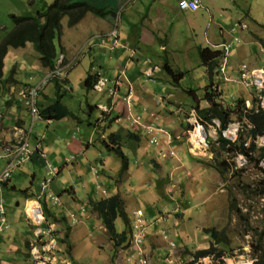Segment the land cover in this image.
<instances>
[{
    "label": "crops",
    "instance_id": "0c3cea01",
    "mask_svg": "<svg viewBox=\"0 0 264 264\" xmlns=\"http://www.w3.org/2000/svg\"><path fill=\"white\" fill-rule=\"evenodd\" d=\"M73 1L87 3L92 8L103 11H80L79 6L61 17L55 44L58 57L64 55L63 77L44 86L38 105H49L56 97L57 84L61 83L62 97L64 94L73 96L75 89L82 92L79 111L69 107L76 117L66 116L58 120L42 117L32 125L28 109L18 98V91L25 85L37 83L47 67L43 65L32 42H26L20 47H10L2 57L0 151L13 142L16 126L25 129L32 126V159L14 168L9 180L2 186L4 200L5 192L14 198L18 196L20 200L16 204L6 200L4 202L6 223L4 230L0 231V264H31L28 260V242L33 229L26 218L25 204L27 199L38 192L44 175V159L36 149L38 143H41L47 158L59 168L51 187L59 196L60 203L48 201L44 204L47 223L55 225L58 240L77 264L81 263L74 257L71 240L78 238L83 232H92V224L95 222H99L98 227L105 236V227L93 208V201L110 194H118L122 199L123 209L130 219L129 231L132 211H143L149 224L145 246L156 264L162 262L167 249L162 236L163 227L172 230L173 238L179 245L186 247L188 253L197 250L199 241L208 245L211 237L207 228H217L213 225L216 221H221L215 208H209V211L205 209L207 203L210 205V181L214 177L213 183H219L222 178L218 169L207 162L210 159L196 157L189 152L184 138L188 122L178 109L184 106L194 107L198 99H201L202 89L210 82L208 70L202 65L197 53L199 46L232 42L227 66L230 75H234L242 62L251 66L263 64L264 20L258 21L251 17L249 24L238 20L234 24L246 22L248 28L232 33L231 29L227 30L225 24L218 20L221 15L218 14L216 5L218 0H202L204 7L197 11L181 9L179 0ZM52 2L53 0H0V11L4 9V18L12 13H16L13 16L28 13L26 17H33L38 11H46ZM212 6L217 8L214 12L211 10ZM71 17L74 18L72 24L69 22ZM116 19H119L118 38L125 47L120 46L110 34ZM4 23L0 19V32L7 29ZM203 28L201 40L199 33ZM234 34L241 39L234 41ZM180 40H185L184 50L179 48ZM215 50L220 51V48ZM191 52L196 54L195 63L190 57ZM164 59L174 68L186 72L179 83L172 82L167 75L163 68ZM219 61L227 62L223 60L222 54ZM92 66L110 79L118 76L123 78L124 82L117 87L116 95L111 101L95 88V84L94 89L87 91L85 79ZM148 70L152 72L153 79L147 77ZM214 83L223 93L227 92L223 95L224 99H238L240 95H234L236 91L243 94L242 98L246 100L251 94L247 88H239L237 83L223 81L219 71ZM191 89L198 90L195 93L197 99L187 92ZM129 91L132 105L125 101ZM92 94L96 95L94 99ZM188 95L192 100L188 99ZM62 100L65 102V97ZM217 101L221 103L218 99ZM233 103L230 101L227 106L221 104L234 109ZM101 104H110V113H102L99 109ZM89 105H96L97 110H90L86 114ZM208 105L206 101L203 108ZM124 110L140 113L147 121L149 113L154 112L158 117L157 122L173 135L176 156L159 157L157 149L149 144L147 136L142 135L145 132L141 127L130 129L126 122L114 120ZM202 117L207 119L203 115ZM82 119L85 121L84 128L79 123ZM218 120L222 122L219 118ZM233 120L234 118L229 122ZM112 131L121 135L122 140H125L124 145L132 152L134 164L128 163L126 170L121 169V159L112 152H106L102 144ZM129 132H134L135 136H130ZM132 141L135 142V147ZM124 152L128 156L125 150ZM186 155L190 158L186 159ZM5 166L6 158L0 159V172ZM93 166L99 171L97 175L92 171ZM193 168L200 170L196 175L198 179L189 180V187L182 190L186 186L183 181L191 175ZM215 172L219 180L214 176ZM97 181L108 190L106 195L96 192ZM24 189H27V194H23ZM203 189L204 193L199 194ZM177 206L179 211H176ZM72 213L76 216V222H73ZM160 216L165 218L164 221L159 220ZM123 226L125 228V224ZM218 227H224L223 223ZM103 235L97 240L98 243L105 242ZM110 246L112 247L111 242Z\"/></svg>",
    "mask_w": 264,
    "mask_h": 264
},
{
    "label": "built area",
    "instance_id": "2783aa9c",
    "mask_svg": "<svg viewBox=\"0 0 264 264\" xmlns=\"http://www.w3.org/2000/svg\"><path fill=\"white\" fill-rule=\"evenodd\" d=\"M178 5L181 9L188 11H197L204 7L202 0H179ZM118 23L119 19H116V23L110 34L116 39L120 46L125 47V44L118 38ZM247 28L248 24L246 22L236 23L232 26L231 32L234 33L239 29ZM240 39L239 35L234 34V41H239ZM213 47L217 49L220 48L223 53L222 55H225L227 59L226 63L220 61L218 65L219 74L225 82H234L248 89H250L251 85H255V88H264V62L262 65L256 66L257 68H252L253 66L248 65L239 70L240 66H238L234 75H229L227 72L228 53L232 49V42H224L220 45H213ZM63 58V54L59 55L56 59V65L53 68H47L37 83L25 85L18 91V98L28 109L32 125L35 121L42 118L38 105L42 89L48 83L63 77ZM90 72L98 77L95 83L96 89L102 93H106L112 100L116 95L117 87L124 82L123 78L121 76L112 79L105 77L99 70L95 69V66L91 67ZM147 77L153 79L150 70L147 71ZM97 83H100V85H96ZM214 89L220 91L218 86H215ZM260 93L262 97L257 99L259 102L264 101V91ZM125 101L128 105H132L131 91L126 95ZM247 106H249V104H247ZM99 109L102 113H110L111 106L110 104H101L99 105ZM178 112L185 116L186 122H188L184 138L189 152L193 156L207 157L211 160L213 157V152L210 150L211 146L219 145L218 129L220 123L217 120H212V122H210L204 119L195 107L188 110L179 108ZM114 119L118 122L127 120L131 128L141 127L147 135L149 144L157 149L159 157L168 158L176 156L177 151L173 146V135L157 122L158 117L154 112L151 111L149 113L148 121L142 114L132 113L131 110H128L126 116L117 115ZM236 124L237 123H233L228 129L222 132L223 136L228 138L231 142L236 141L239 135ZM31 131L32 126L29 129L16 126L14 128L15 138L13 142L4 146L0 151V159L6 158V166L0 172V231L4 230V225L6 223L5 200L2 193V186L9 180L14 168L32 159V149L30 148ZM250 143L251 141L248 139L244 142V146L248 148L250 147ZM261 143L264 144V135L261 136ZM36 149L40 151V156L44 159V175L41 179L38 193L27 199L25 204L26 218L33 229V235L28 242V260L31 264H77L68 255L63 244L58 240L57 228L55 225L47 223L44 204L48 201L53 204L60 203L59 196L51 187L53 179L57 176L58 169L47 158L41 143L36 145ZM234 156L233 167L235 169L251 170L249 155L243 152H237ZM262 166H264V164H262ZM92 171L96 175L99 172L96 166L92 167ZM255 174L257 177L261 175L257 172H255ZM96 192L106 195L108 190L100 181H97ZM179 210L180 208L177 206L176 211ZM71 216L73 222H76L75 214L72 213ZM164 219L163 216L159 217V220L164 221ZM148 225L143 211L141 209H134L131 213L130 243L127 244L126 248L119 249V252L125 251L133 259L135 264H155L145 246ZM162 236L167 243L166 252L162 257V264H185L181 258V252L186 251V247L176 242L173 238L172 230L168 227L162 228ZM214 245L217 246L216 244ZM248 254L247 256H241L236 263H234L233 258L228 257L225 252L220 256L215 253H209L205 257H198L195 264H253L255 258L250 253ZM193 259L194 258L191 256L190 260Z\"/></svg>",
    "mask_w": 264,
    "mask_h": 264
},
{
    "label": "trees",
    "instance_id": "16d2710c",
    "mask_svg": "<svg viewBox=\"0 0 264 264\" xmlns=\"http://www.w3.org/2000/svg\"><path fill=\"white\" fill-rule=\"evenodd\" d=\"M74 7H79L80 11L90 10L95 13L103 11L101 9L92 8L87 3H74L73 0H54L48 5L46 11H38L33 17L15 16L16 22L18 23L15 30L0 43V65L3 64L2 57L6 54L10 47H20L26 42H32L40 54V59L43 65L47 68H53L56 65L57 59L55 38L57 28L60 25V19L63 15L68 14L71 10H73ZM42 18H44V20H42ZM73 19L74 18L71 17V24L74 22ZM215 49H212L210 45L198 47V56L202 65L208 70V75L210 77L209 84L202 89L201 99L206 100L209 105L205 108H200L199 104L196 103L194 107L197 108L198 111L207 119L210 117L219 118L222 121L223 126H225L232 119L234 111L236 113L240 112L239 117L241 119L245 118L248 123L250 122L253 125V127L249 129L250 127H248L246 123L244 128L249 129L248 135H252L253 137H256L257 135L262 136V134H264L263 111L255 112L252 108L246 109L244 98H238L235 100L236 107L234 109L225 107L217 101L218 94L214 89V78L217 75V67L220 63L219 58L222 51ZM163 68L167 75L171 78V81L176 84L179 83L186 74L185 71L174 68L167 59H164ZM96 80L97 75L90 72L85 79L87 91L94 89ZM61 87V83H58L56 97L49 105L46 107L39 106L40 114L43 118L58 120L66 116L76 117L73 111L62 102ZM196 91L198 90L191 89L187 92L192 98L197 99V95L195 94ZM89 107V112L90 110H97L96 105H89ZM129 135L132 137L135 136L134 132H129ZM244 135L245 134H241L236 142H231L229 139L221 135L219 137V145L211 146L210 150L213 152V157L207 162L218 169L222 179L226 182L228 190L231 191L236 187L243 190L247 189V191H251L253 194L258 195L259 199L264 196V166L260 165L261 161H264V147H259L253 141L250 144V147L246 148L244 146V141L247 138ZM121 142V135L112 131L107 134L106 138L102 141V144L109 152L115 153L118 157H120L122 161L121 169L126 170L129 162ZM237 152H243L249 155L250 167L252 169L256 168L255 172L261 174L256 180H249V182L240 180L241 177H244L243 174L246 170L235 169L232 166V161H230V158L236 155ZM57 169L59 173V168L57 167ZM230 171H233L234 175H230ZM235 173L241 175L240 177L237 176L239 179H237ZM259 189H261V191H259ZM22 192L23 194H27V189L22 190ZM231 206L236 208L234 200L231 202ZM93 208L102 219L105 227V234L111 241L113 249L117 251V249L121 246H127L128 236L131 231V229L129 231L128 227L130 219L128 214L123 209V201L120 196L118 194H110L107 197L97 199L93 201ZM118 218H121L125 224V228L121 231L117 229L116 221ZM244 219H246L245 216ZM258 222L259 225H261V230L256 233V243L250 254L255 258L253 264H264V218L258 220ZM247 230H254V228L249 225ZM207 232L211 237L208 247L190 252L189 256L192 255L194 259L186 262L185 264H195L198 257L205 256L209 253H215L220 256L225 252L229 244L226 231L224 229L219 230L217 228H209L207 229ZM214 243H217V246H215Z\"/></svg>",
    "mask_w": 264,
    "mask_h": 264
},
{
    "label": "rangeland",
    "instance_id": "374dc122",
    "mask_svg": "<svg viewBox=\"0 0 264 264\" xmlns=\"http://www.w3.org/2000/svg\"><path fill=\"white\" fill-rule=\"evenodd\" d=\"M216 5H217L218 9L215 6H212L211 10L214 12V10L217 9L218 14L221 13V15H219V17H218V20L223 22V24H225V28H228L227 30H230L235 22L247 21L249 24L251 17L254 19H257L258 21L264 20V12L262 11V9H264V0H218ZM13 14H16V13H12L11 15H8L7 18H4L6 16L4 9H2V11H0V19L4 20V22H5L4 24H5V26H7V29L5 31L0 32V38H2L0 40V43L4 39H6L11 32H13L15 30V27L18 24L16 22L15 16H13ZM27 15H28V13H23L20 16L24 17ZM241 19H244V20H241ZM203 30H204V28L199 33V38L201 40L203 39ZM56 42H57V38H56ZM179 43L181 44L179 46V48L181 50H184L185 49V45H184L185 40H180ZM55 46L57 48L56 44H55ZM229 53H228V56H229ZM57 57H58V55H57ZM190 57L192 58L193 63H195L196 54L194 52H191ZM223 60L227 61L226 57H223ZM243 64L249 65L246 62H242L239 64L240 69H241ZM228 74L230 75L229 72H228ZM238 85H239V88L244 87L240 84H238ZM215 91L217 92V94L219 93L218 95L223 94V90L218 91L216 89ZM225 93L227 94V92L224 91V94ZM81 94H82V92L80 90L77 92V90L75 89L73 96L68 97L67 94L63 95V97H65V102H67L69 105L66 104L63 100L62 101L68 107L71 106L72 108H76L74 110L79 111V103L81 101ZM103 94L107 97V99L109 101L111 100V98L106 93H103ZM251 94H252V92H251ZM251 94L248 95L249 98L252 96ZM234 95H236V96L240 95L239 98H242L243 94H241L239 91H236V93ZM95 96H96L95 94H92L93 99ZM201 96H202V93L200 94V97ZM188 99L192 100V98L189 95H188ZM200 100H202V101H200ZM230 100H232V99L229 98L228 101H225V103L230 102ZM197 102H198V104H200L199 107L203 108L206 105V101L203 99H198ZM235 104H236V102L233 103L232 107H236ZM251 107H252V109H254L255 112H260V111L264 112V107H263L261 102L260 103H258V102L253 103L249 108H251ZM185 108H187V109H185ZM190 108H192V107L184 106L183 109L188 110ZM88 112H89V109L87 107L86 114H88ZM125 112L128 113V111L124 110V111L118 113V115L126 116L127 114ZM239 115H240V112H238V113L234 112L232 118L237 119L239 117ZM85 120H87V118ZM122 122H126L127 126L131 129L129 122L127 120H124ZM79 123L83 128L85 127L84 119L80 120ZM142 135L147 136L144 133ZM244 136L247 139H249V135L245 134ZM257 136H259V135H257ZM238 138L236 139V141L238 140ZM250 138L253 139V137H250ZM236 141H234V142H236ZM121 143H122L123 149L127 152L128 156H129V157L127 156L129 164L133 165L134 164L133 163V157H131L132 152H130L129 147L125 146L126 144L124 145V143H125L124 139L122 140ZM131 143H132L133 147H135V142L132 141ZM105 150H106V152L108 151L107 149H105ZM105 150H104V153H105ZM113 154L115 155V157L120 159L115 153H113ZM186 156H187L186 159L190 158L188 155H186ZM234 157H236V156H234ZM234 157L230 158V161H232V166H234V160H233ZM189 160L191 161V159H189ZM262 164H264V161H261L260 165H262ZM189 168H191V165L189 166ZM255 170H256V168H253V169L251 168V170H247L243 174L244 177H241L240 180H245L248 182H249V180H253V179L256 180L258 177L255 174ZM199 173H200V170L198 168H193L191 175L188 176L187 178H185V180L183 181L186 183V186H184L182 190L189 187V185H188L189 180L198 179L196 177V175ZM229 174L234 175L233 171H230ZM215 175L217 176L216 172L214 173V176ZM235 175H236V177L241 176L238 173H235ZM239 177H237V179H239ZM217 179L219 180L218 176H217ZM214 180H215L214 177H211V181H210L211 187H209L210 205H207L208 204L207 203L205 205V209L207 211H209V208H212V207L215 208V210L219 216V219L221 221H216L217 223L213 226L217 227V229H219V230L224 229L226 231V236L229 239V244L225 250V253L228 257L233 258L234 263H236V261L241 256L249 255L248 253H250L254 248V245L256 243V237H257L256 233L260 232V230H261V225H259L258 220L264 218V196H262L258 199V195L253 194L251 191H247V189L243 190V189H240L238 187L233 188V190H231L232 191V193H231V191L227 189L226 182L223 179L219 180V183H213ZM176 184L178 185V183H176ZM259 191H261V189H259ZM203 193H204V189L202 191L201 190L199 191V194H203ZM5 200L8 202H12V203L16 204L17 202H19L20 199L18 198V196L16 198H14L13 196L8 195L5 192ZM231 200L232 201L234 200V202L236 204V208H233L231 206V202H232ZM244 216L246 217V219H244ZM117 222H118L117 223V229L118 230L123 229L124 228L123 220L120 218ZM222 223H223L224 227L219 228L218 226H220ZM249 225L252 226L254 228V230H247ZM98 226H99V222H95L94 224H92V227H93L92 232H90V233L89 232H83L78 238H74L73 240H71V247L74 250V257L76 258V261H79L81 264H131V263L134 264L133 259L125 251H122L121 253L119 252L120 248H126L127 246H122V247L118 248L117 251L115 249H113V246L112 247L110 246L111 241L108 239V237L106 236L105 233L104 234L106 237L102 234V231H101V229H99ZM104 232H105V230H104ZM102 235L106 240H105V242L98 243L97 240L100 238V236L102 237ZM163 241H166V240H163ZM214 244L217 245V243H214ZM208 245L205 242L199 241L196 248H197V250L205 249L204 247H206V246L208 247ZM207 255H205V256H207ZM191 256H189V253L187 250L181 252V258L184 261V263L188 262L190 260ZM205 256H202V257H205Z\"/></svg>",
    "mask_w": 264,
    "mask_h": 264
},
{
    "label": "bare ground",
    "instance_id": "6f19581e",
    "mask_svg": "<svg viewBox=\"0 0 264 264\" xmlns=\"http://www.w3.org/2000/svg\"><path fill=\"white\" fill-rule=\"evenodd\" d=\"M212 48H214L213 46H211ZM215 49V48H214ZM223 57H225V55H223ZM244 66H248L247 64H243L242 65V67H241V69L244 67ZM252 68H257L256 66H253ZM240 69V70H241ZM217 71H218V68H217ZM96 85H100V83H97ZM96 88V87H95ZM248 89V88H247ZM248 90H250L251 92H252V96L248 99V100H246V99H244L245 100V108L246 109H250L249 107L253 104V103H262V105H263V107H264V101H257V99H259V98H261L262 97V94L260 93L261 91H264V88L263 87H261V88H255V85H251V87H250V89H248ZM219 94V93H218ZM223 95H225L224 93L223 94H221V95H218V100L221 102V103H223V104H225L226 106H227V103H225V101H228V99L229 98H226V99H224L223 98ZM232 100H230V101H232V102H236L235 100H236V98H231ZM247 104H249V106H247ZM251 104V105H250ZM252 108V107H251ZM212 120H217L219 123H220V126H219V129H218V138L222 135L223 136V134H222V132H223V130H226V129H228L233 123H237L236 124V127H237V129L239 130V135H238V137L241 135V134H247L248 135V133H249V129H251L252 127H253V125L249 122H247V120L244 118V119H241L240 117H238L237 119H234L233 121H231V122H229V123H227L225 126H223V123L222 122H220L219 120H218V118L217 117H210L209 119H208V121H210V122H212ZM240 122V123H239ZM246 123H247V126L248 127H250L249 129H245L244 127L246 126ZM242 132V133H241ZM241 133V134H240ZM262 135H264V134H262ZM225 137V136H224ZM237 137V138H238ZM250 137H253L252 135H249V139H250V141L251 142H255L259 147H264V144H262L261 143V135H259V136H256V137H253V139H251ZM226 138V137H225ZM228 139V138H227ZM256 139V140H255ZM246 140H248V139H246ZM130 243V236H128V241H127V244H129ZM122 247V246H121ZM121 249V248H120ZM162 262H163V260H162ZM162 262L160 263V264H162Z\"/></svg>",
    "mask_w": 264,
    "mask_h": 264
}]
</instances>
